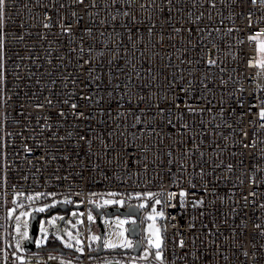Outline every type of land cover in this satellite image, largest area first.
<instances>
[{
	"label": "built area",
	"instance_id": "built-area-1",
	"mask_svg": "<svg viewBox=\"0 0 264 264\" xmlns=\"http://www.w3.org/2000/svg\"><path fill=\"white\" fill-rule=\"evenodd\" d=\"M7 4L0 85V264H21L11 234L15 215L60 195L81 205L82 253L26 252L27 258L43 257L35 264H66L61 257L81 264H161L143 231L152 206L165 214L164 264H264V129L252 123L264 100V69L256 66L264 54L257 41L248 40L249 35L264 40L260 0H95L96 6L86 9L73 0ZM46 16L52 18L49 29L43 27ZM61 24H71L72 34L62 32ZM209 57L216 60L214 66L208 65ZM187 81H192L195 98L189 102L195 111H184L182 119L174 111L171 127L158 124L154 105L163 103L159 97L179 93L182 109V101L189 99L167 85L186 87ZM69 98L80 105L75 115L63 103ZM238 98L243 109L236 107ZM80 111L89 118H80ZM136 116L151 126H134ZM242 129L249 133L244 141L249 148L241 145ZM132 144L135 148L123 154ZM128 155L135 157L131 165ZM253 174L256 186L250 182ZM181 191L186 193L184 207ZM149 192L156 195L148 198ZM170 193L175 194L171 200ZM195 200L204 203L193 207ZM8 202L15 210L10 221ZM91 203L138 207L137 254L90 255L95 249L87 231Z\"/></svg>",
	"mask_w": 264,
	"mask_h": 264
},
{
	"label": "snow or ice",
	"instance_id": "snow-or-ice-1",
	"mask_svg": "<svg viewBox=\"0 0 264 264\" xmlns=\"http://www.w3.org/2000/svg\"><path fill=\"white\" fill-rule=\"evenodd\" d=\"M169 4H171V0H168ZM252 4H256V0H251ZM73 3L75 4H79L81 5L83 8H88V7H95V0H92V3L89 5L87 3V0H73ZM260 3L262 5H264V0H260ZM8 7V4H7V0H0V85L3 84L4 82V78H5V74H4V56H5V40L7 38V33L5 32V19L7 17V12H6V9ZM25 7L27 8L28 6L25 5ZM61 7H63V5H61ZM143 7V5L141 6ZM212 7H215V4L213 3L212 4ZM161 11H163V9H161ZM171 11V8H169V12ZM72 15L74 17L77 16V13L74 11L72 13ZM124 16H129V13L128 12H125L124 13ZM82 19V17L80 18ZM113 20L116 19L115 16L112 17ZM52 18L51 16H46L45 17V22L43 23V27L45 29H49L52 27V22H51ZM169 23V21H164L163 24H162V27L164 25H167ZM21 27L23 28L24 25H21ZM61 27V30L62 32H65L66 34L68 35H71L72 34V25L71 24H61L60 25ZM155 25H153L151 28L148 29L149 33L151 34V32L153 31ZM249 27H251V17H249ZM87 32H88V35H91V29H86ZM174 31L176 32H179L181 31L180 28H175ZM233 31L232 29H229V32ZM264 31V30H262ZM30 34V33H29ZM131 38V37H130ZM19 40H23L24 39V36L21 35L18 37ZM248 40L249 41H257V45H258V51L262 54H264V40H258L257 36H253V35H249L248 36ZM81 51H83V48L81 47ZM87 62V61H86ZM208 65L209 66H214L216 64V60L212 59L211 57H209L208 61H207ZM249 66H253L252 64V61L250 60L249 61ZM258 66L259 68L261 69H264V58H262L258 64L256 65ZM181 79H183V77H181ZM187 86L186 87H180V85H174L172 83H169L167 85L168 89L169 90H172L174 88H180V91L183 93V95L185 97H188L189 99L188 100H184L182 101L183 103V109L181 108V103H177V100L180 98L179 97V93H176L174 92L173 93V96L172 98H169L167 96V94H165L164 96H161L159 97L160 100L163 101V103H157L154 105L155 107V110H156V113H157V116H156V120H157V123L158 124H167L169 127H171L173 125V112H180L181 113V116L180 118L182 119L183 118V115L182 113L184 111H188V112H194L195 109L193 108V105L192 103H190L189 101L194 99V95L192 94V81H187ZM201 83H203V81H201ZM262 84H264V81H262ZM205 87H207V85H204ZM88 97H81V99H86ZM10 99V97H9ZM139 100L143 101L144 100V97L143 96H140L138 97ZM45 103L48 104V105H51L52 104V100L49 99V98H45ZM63 103L65 105H69L70 104V108L73 112V114L75 115L76 114V110L80 108V105L75 103V102H71V98L69 99H65L63 101ZM129 103L131 104V100H129ZM45 105L44 104H37V107L38 108H43ZM236 107H239L240 109H243L244 108V103L241 99H237V104H236ZM211 110V109H209ZM141 111H143V109H141ZM233 112L236 111V108H233L232 109ZM248 115H251V113H247ZM59 115L61 117L65 116V113L63 111H60L59 112ZM120 115H123V113H120ZM243 115L244 113H241V122H243ZM257 115V121H253V127L255 128L258 124V127L260 129H264V100L261 101V106L259 108V111L258 113H256ZM79 117L80 118H84V119H87L89 117L86 116V113L84 111H80L79 112ZM141 123H143L145 126H151V121L150 120H146V119H143L141 116H136L135 117V124L134 126H137V125H140ZM184 128H187L188 126L185 124L183 125ZM229 128L232 127V125H228ZM71 135V134H69ZM241 145L242 147L244 148H249L250 145L248 143H245V139H247L249 137V133L248 131L246 130H241ZM253 136L256 135L255 132L252 133ZM60 139H64V137H60ZM80 140L82 141H86L87 143L91 144V140L90 138L84 136V135H81L80 136ZM161 143H163V141L161 140ZM256 145H257V141L255 139H253L251 141V147L252 148H256ZM6 146V145H5ZM143 151L146 153L149 151V148L147 145H143ZM132 148H135V144H132L131 146H129V148H127L123 154H128L129 152H131ZM25 151H28L30 152L31 151V148L25 146ZM169 156L172 155L171 152L168 153ZM201 155H203L201 153ZM135 157L133 155H128V163L129 165H131L134 161ZM169 163H172L171 160H169ZM242 163V162H241ZM229 169L232 168V165H229L228 166ZM253 168L255 169V165H253ZM169 171H171V169H169ZM243 182V181H241ZM251 184L256 186L257 185V179H256V176L255 174H253V176L251 177ZM193 188H195V185H191ZM93 195H95V193H93ZM109 195H117L116 193H109ZM148 198H153L156 194L154 193H146L145 194ZM175 194L174 193H170L169 194V200H171L173 198ZM249 195L251 196H255V192H250ZM186 196V193L184 191H181L180 192V197H181V200H180V206L181 207H184V204H185V201H184V197ZM243 200L245 202L248 201V197L245 196L243 197ZM65 203H68L69 201H64ZM106 204L108 203H123L122 201H112V200H106L105 201ZM193 203V207H197V206H201L203 205L204 201L203 200H195L192 202ZM155 204H161V201L159 199H156L155 200ZM146 205L144 204H141L140 207H145ZM260 207L264 208V204L260 205ZM39 211H44L43 208L39 209ZM154 215H150L148 217L149 220H152V221H155L156 217L159 216L160 218H165V214L163 212V210H160L159 212H157L156 208L153 207L152 209ZM203 213H201L202 215ZM89 220L92 219L91 216L88 217ZM173 227H176V225H173ZM195 227L194 224H189L188 225V228L189 229H193ZM255 228L259 229L261 228V225L260 224H255L254 225ZM150 228V233H151V236H154L155 237V241H153L151 239V237L149 238L148 240V244L150 247H154L156 249V252H155V258L161 262V264H164V257H163V254H162V237L160 235V229L159 228H155L154 225H150L149 226ZM17 231H19V227L17 228ZM179 234V233H177ZM261 235H264V232H261ZM23 236L24 238L26 239L27 238V233H23ZM126 244H129V242H126ZM66 246H70V245H66ZM108 247H116V245L114 244H111V243H108L107 244ZM178 246L183 249L184 246H185V241L183 239L179 240L178 242ZM80 251H82L81 249H78ZM147 250H146V255H147ZM245 256L248 255L247 252H244L243 253ZM21 259V264H23V258H19Z\"/></svg>",
	"mask_w": 264,
	"mask_h": 264
},
{
	"label": "rangeland",
	"instance_id": "rangeland-1",
	"mask_svg": "<svg viewBox=\"0 0 264 264\" xmlns=\"http://www.w3.org/2000/svg\"><path fill=\"white\" fill-rule=\"evenodd\" d=\"M64 201H69L65 196H57L53 199L32 205L29 209L21 210L15 215L12 220L11 234L12 240L14 242L15 248L17 250L16 256L19 258H23V264H35L38 260H41L42 256L27 258L25 255L26 251L23 249V241L24 236L23 233H27L28 235V223L29 216L32 210L39 211V209L43 208L44 210L56 203H65ZM67 204H71L68 202ZM145 215L143 231L148 242L149 238L155 241V237L151 236L150 233V225H154L155 228H159L160 235L162 237V225L159 216L156 217L155 221L149 220L148 217L150 215H154L152 209ZM157 212L160 210L156 209ZM14 208L8 202L7 204V217L8 220H11V217L14 215ZM89 216L92 217L89 220ZM94 214L91 208L87 213L88 220V242L89 246L97 243L98 240V227L96 225V221L94 219ZM84 219V215L82 209H69L65 212L56 211L49 216H43L38 221V229L37 233L34 237L35 248H41L49 246V243L56 242V245L63 247L64 249L72 252L73 254L79 255L82 253V222ZM101 221L104 226V235L102 238L103 248L105 251L111 250L113 248L126 249L132 245V239L126 233V223L132 221V217H123L119 215H113L111 217H107L105 215L101 216ZM19 227V231L17 228ZM163 240V237H162ZM129 242V244H126ZM111 243L116 245V247H108L107 244ZM70 245V246H66ZM154 248V247H153ZM155 249V248H154ZM156 250V249H155ZM55 260V259H54ZM59 261L66 262V264H81L80 262H70L67 261L66 258L61 257L58 258ZM21 262V259H19ZM89 264H108V261H92Z\"/></svg>",
	"mask_w": 264,
	"mask_h": 264
},
{
	"label": "water",
	"instance_id": "water-1",
	"mask_svg": "<svg viewBox=\"0 0 264 264\" xmlns=\"http://www.w3.org/2000/svg\"><path fill=\"white\" fill-rule=\"evenodd\" d=\"M92 212L95 214V221L98 227V240L94 250L90 252V255H99L103 253L105 250L103 248L102 238L104 235V226L101 221V216L105 215L107 217H111L113 215H119L123 217H133L135 220L130 221L126 227L127 235L133 240L131 248L129 249H120L113 248L107 252H131L133 254H137L140 250V241H139V222L136 220L139 216V209L135 204H130L125 207L123 206H114L109 205L105 208H101L97 206L95 203L90 204ZM80 204H67V203H56L50 206L44 213L42 211L32 210L29 216L28 223V235L27 238L23 241V249L26 252H34L37 250H54L60 253L70 252L59 245L55 246H46L41 248H35L34 237L37 233L38 229V221L42 216H49L56 211L65 212L69 209H80Z\"/></svg>",
	"mask_w": 264,
	"mask_h": 264
},
{
	"label": "trees",
	"instance_id": "trees-1",
	"mask_svg": "<svg viewBox=\"0 0 264 264\" xmlns=\"http://www.w3.org/2000/svg\"><path fill=\"white\" fill-rule=\"evenodd\" d=\"M56 244H57V243H56V242H54V243H49L48 245H49V246H52V245H56ZM95 246H96V244L92 245L91 249H94V248H95Z\"/></svg>",
	"mask_w": 264,
	"mask_h": 264
},
{
	"label": "flooded vegetation",
	"instance_id": "flooded-vegetation-1",
	"mask_svg": "<svg viewBox=\"0 0 264 264\" xmlns=\"http://www.w3.org/2000/svg\"><path fill=\"white\" fill-rule=\"evenodd\" d=\"M49 208V207H48ZM48 208H46L44 211H42V213H44ZM94 214V213H93ZM43 217V216H42ZM94 217H95V214H94ZM41 218V217H40ZM39 218V219H40ZM95 219V218H94Z\"/></svg>",
	"mask_w": 264,
	"mask_h": 264
}]
</instances>
